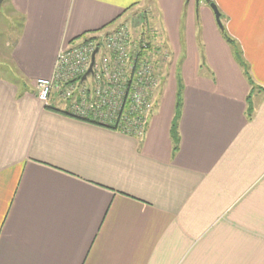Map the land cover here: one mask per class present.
<instances>
[{
  "label": "crops",
  "instance_id": "crops-1",
  "mask_svg": "<svg viewBox=\"0 0 264 264\" xmlns=\"http://www.w3.org/2000/svg\"><path fill=\"white\" fill-rule=\"evenodd\" d=\"M210 2L252 93L202 0L3 1L0 264H264V0ZM134 10L172 62L141 137L38 100L60 50Z\"/></svg>",
  "mask_w": 264,
  "mask_h": 264
},
{
  "label": "built area",
  "instance_id": "built-area-1",
  "mask_svg": "<svg viewBox=\"0 0 264 264\" xmlns=\"http://www.w3.org/2000/svg\"><path fill=\"white\" fill-rule=\"evenodd\" d=\"M125 27L99 32L60 50L52 77L36 81L38 100L47 105L52 94H59L70 101L73 115L141 137L153 109L158 75L145 54L147 45L132 43ZM95 49L91 73L81 81Z\"/></svg>",
  "mask_w": 264,
  "mask_h": 264
},
{
  "label": "rangeland",
  "instance_id": "rangeland-1",
  "mask_svg": "<svg viewBox=\"0 0 264 264\" xmlns=\"http://www.w3.org/2000/svg\"><path fill=\"white\" fill-rule=\"evenodd\" d=\"M195 0H191L192 8H194L195 12V17H199V6L196 7L194 4ZM210 10V9H209ZM140 11L139 10H134L132 11L127 18L123 21L120 26H126L128 30V36L132 43H145L147 45L148 51H146V56H149L151 59V63H153V67L155 69V75H158V80L156 83V88L154 90L152 100L153 102H157L159 99V96L163 87V83L168 79V74L172 69V62L170 58V54L167 53V50L164 49V47L161 46L160 43L156 42V38L154 33H152L149 30V24H148V16L146 12H143V14L138 15ZM212 12V10H211ZM142 13V12H140ZM213 14V12H212ZM214 16V14H213ZM1 18V17H0ZM2 20V19H0ZM117 27V28H118ZM3 30H2V23L0 21V40L4 39L3 37ZM201 34L199 35V41L201 38ZM223 36V35H222ZM224 39V38H223ZM225 40V39H224ZM202 43V42H201ZM199 45L201 46V51L203 53V44L201 45L199 42ZM162 47V48H161ZM232 47V46H231ZM237 48V47H236ZM98 58V56H97ZM200 65H203L204 68V63L200 61ZM159 87H161L159 89ZM55 94V93H54ZM60 99V95L56 94ZM62 100V99H61Z\"/></svg>",
  "mask_w": 264,
  "mask_h": 264
},
{
  "label": "trees",
  "instance_id": "trees-1",
  "mask_svg": "<svg viewBox=\"0 0 264 264\" xmlns=\"http://www.w3.org/2000/svg\"><path fill=\"white\" fill-rule=\"evenodd\" d=\"M222 35H223V38L225 39V41L233 47L235 59L243 69L244 76L246 77V79H247V81L251 87V93L254 92V90L256 88L254 87V85L251 81L247 66L241 60V54H240L239 50L236 48L234 43L229 39V37L226 35V33L224 31L222 32ZM259 91L264 94V89H260ZM249 99H250V95L247 98V101H248L247 109H246L247 120H251L252 115H253V107H252L251 103L249 102ZM181 100H182V98H181V86L179 84L177 86V92H176L175 112H174L173 120H172L171 127H170V138L172 141V152H173V154L177 151L178 143H179L177 125H178V119L180 116L181 104H182ZM46 108L53 110L50 107H46ZM53 111H56V110H53ZM56 112L61 113V114L65 115L67 117H70V118H75V119L80 120V121L85 122V123L104 127V128L111 129V130H118L117 126L100 124L96 121L91 120L90 118L78 117V116L73 115L70 111H63V112L56 111Z\"/></svg>",
  "mask_w": 264,
  "mask_h": 264
},
{
  "label": "water",
  "instance_id": "water-1",
  "mask_svg": "<svg viewBox=\"0 0 264 264\" xmlns=\"http://www.w3.org/2000/svg\"><path fill=\"white\" fill-rule=\"evenodd\" d=\"M3 1L4 0H0V8H1ZM200 1L201 0H195L196 7L198 6ZM202 1L205 2L206 4H208L209 8L212 10V12L214 14L215 22H216L218 28L223 32V26L221 24V14L219 13L215 4L210 2V0H202ZM96 51H97V49H95L93 51L92 56H91V63H90L89 69L87 70L86 74L81 77V81H84L86 76L91 73V67H92V64L94 62V56L96 54Z\"/></svg>",
  "mask_w": 264,
  "mask_h": 264
}]
</instances>
